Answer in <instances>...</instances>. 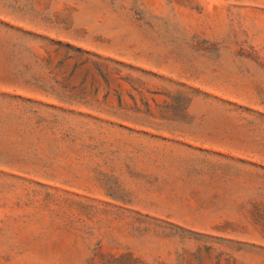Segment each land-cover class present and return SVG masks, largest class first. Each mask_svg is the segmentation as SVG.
<instances>
[{"label":"rangeland","instance_id":"rangeland-1","mask_svg":"<svg viewBox=\"0 0 264 264\" xmlns=\"http://www.w3.org/2000/svg\"><path fill=\"white\" fill-rule=\"evenodd\" d=\"M0 264H264V0H0Z\"/></svg>","mask_w":264,"mask_h":264}]
</instances>
